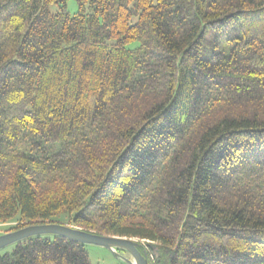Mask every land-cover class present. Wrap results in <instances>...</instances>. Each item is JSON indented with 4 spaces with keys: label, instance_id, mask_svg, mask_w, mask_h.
<instances>
[{
    "label": "trees",
    "instance_id": "16d2710c",
    "mask_svg": "<svg viewBox=\"0 0 264 264\" xmlns=\"http://www.w3.org/2000/svg\"><path fill=\"white\" fill-rule=\"evenodd\" d=\"M68 1L0 0L5 234L60 223L139 240L148 264H264V0ZM0 264L92 263L40 236Z\"/></svg>",
    "mask_w": 264,
    "mask_h": 264
},
{
    "label": "water",
    "instance_id": "95a60500",
    "mask_svg": "<svg viewBox=\"0 0 264 264\" xmlns=\"http://www.w3.org/2000/svg\"><path fill=\"white\" fill-rule=\"evenodd\" d=\"M59 236L82 245L100 246L116 253V249L128 252L133 260L130 264H148L145 254L139 250V244L133 239L95 235L60 223L30 225L23 229L0 236V250L33 237Z\"/></svg>",
    "mask_w": 264,
    "mask_h": 264
},
{
    "label": "rangeland",
    "instance_id": "374dc122",
    "mask_svg": "<svg viewBox=\"0 0 264 264\" xmlns=\"http://www.w3.org/2000/svg\"><path fill=\"white\" fill-rule=\"evenodd\" d=\"M51 11L53 13H57L59 11L58 6H52ZM67 11L74 15L79 11V5L76 0H69L67 4ZM14 223H9L5 225L0 224V236L4 235L9 228L15 227ZM135 242L139 241L134 239ZM146 244V242L142 241ZM14 249V245L8 246L2 250H0V256H3L7 253H11ZM87 251L89 255V259L92 264H130L129 260H133L131 255L128 252L122 251L120 249H116V253L111 250L100 247L87 245Z\"/></svg>",
    "mask_w": 264,
    "mask_h": 264
}]
</instances>
